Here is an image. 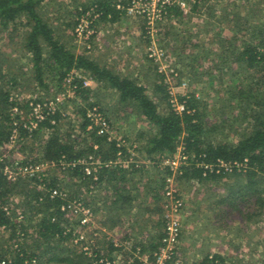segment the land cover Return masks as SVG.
<instances>
[{"label":"trees","instance_id":"1","mask_svg":"<svg viewBox=\"0 0 264 264\" xmlns=\"http://www.w3.org/2000/svg\"><path fill=\"white\" fill-rule=\"evenodd\" d=\"M47 1L0 0V31H9L17 25L26 31L23 39L24 58L31 62L33 80L38 86L50 90L47 85L49 81L45 78L49 75V79L57 80L60 88L61 83L73 72H77L86 75L100 87L114 90L121 104L137 107L141 116L155 130L152 136L141 134L138 137V141L144 140L145 143L136 151L141 150L146 154L152 163L150 166L161 171V160L167 154H175L178 147H182L189 160L180 169L178 183H218L226 177L236 178L239 183H243L246 179L245 185L241 184L237 190L231 188L222 198L220 204L225 206L222 207V214L230 213V209L236 210L248 222L260 217L264 212V23L255 26L248 15L246 20L241 21L236 35L232 38L222 36L224 51L219 59L221 65L211 69L222 79V85H225L221 120L208 112L207 103L201 101L191 89L184 96H178L184 107V111L178 113L171 103L169 85L163 81L153 85V98L148 94V88L137 80L117 74L87 55L71 51L56 38L54 29L39 12V8ZM126 1L123 0L122 4L126 5ZM117 5L118 1L115 0H97L83 11L76 9L77 18L96 7L101 13L100 20L115 23L125 14L117 9ZM197 5L194 11L200 12ZM175 16L182 17L181 13ZM76 24L77 21L74 27ZM244 32L251 34L248 41L238 39ZM8 62L0 50V149L9 144L14 130L18 129L20 140L17 145H20L19 150L26 156L23 157L22 165L46 162L56 163L57 167L42 173L39 178L19 179L16 182L9 181L0 171V264H130L132 258L135 264H139V256L153 261L155 254L164 246L166 218L164 215L149 229L150 221L145 217L164 212L165 178L172 172L169 169L162 170L158 182L152 185L149 182L144 184L145 165H139L137 157L134 159L137 162L131 163L128 168L115 165L119 159H130L131 154L126 147H118L116 142H109L106 137L98 135L95 129L89 130L92 123L87 117L88 108L99 104L89 102L94 91L85 88L83 81L77 78L73 80L72 87H76V96L87 107L81 109L79 133L74 135L72 127L65 132L63 116L59 112L47 110L44 120L35 121L38 126L33 131L24 127L23 124L30 125L28 121L16 127L14 124L20 121L21 116L13 118L14 108L19 112L29 108L32 114L30 104L43 103L27 101L22 106L21 101L12 99L11 91L16 89L18 79L16 73L7 71ZM197 74L194 70L190 72L189 76L193 79L191 85L200 75ZM209 75L213 76L212 72ZM160 77L164 80L163 75ZM225 77H228L227 81ZM200 82L197 79V83ZM163 105L165 108L162 110ZM212 116L218 119L212 121ZM108 121L111 124L109 118ZM236 126H239L240 131ZM227 128L232 130L234 137H229ZM125 140L129 143L128 139ZM34 143L39 145L38 150L31 148ZM28 149L30 152L27 155ZM34 153L38 154L37 157ZM89 157L98 158L102 163L96 173L97 181H94L95 174L86 175L85 165L79 164ZM219 161L232 168H205L207 165L216 166ZM13 163L12 158H4L0 162V169ZM61 163H76V167L65 168L63 174H60ZM92 185L102 190L101 204H111V207L106 208L107 220L102 224L111 230L128 222L133 230V226L138 225L140 220L142 223L139 229H149V237L145 242L130 246L132 237L126 234L117 246L106 232L96 231L98 235L91 256L74 244L78 223L72 222L73 219H69L62 208L68 201L78 199L85 201L84 204L96 215L100 209H95L93 200L87 202L83 198L84 192L92 193ZM55 190L66 194L67 198L52 196ZM144 192L151 203L138 204ZM22 215L23 219H20ZM152 231H155L154 235ZM2 233L8 234L7 239L1 236ZM177 254L178 249L167 264L178 263ZM189 264L248 263L226 262L219 255H207Z\"/></svg>","mask_w":264,"mask_h":264},{"label":"rangeland","instance_id":"2","mask_svg":"<svg viewBox=\"0 0 264 264\" xmlns=\"http://www.w3.org/2000/svg\"><path fill=\"white\" fill-rule=\"evenodd\" d=\"M96 2L97 0H48L39 8V12L45 22L54 29L56 38L71 51L87 55L115 73L137 80L148 88V94L153 98L155 96L153 85L162 81L169 87L176 85L175 91L178 94L188 93L191 89L196 92L201 101L207 103L208 112L222 120V97L225 93L223 92L225 85H222V79L216 76V72L211 71L214 67L221 65L219 59L224 51L222 36L232 38L236 35L240 24H242L241 21L246 20L248 15L254 21L253 25H262L264 23V0H199L196 8H199L198 11L202 13L194 11L187 18L173 17L162 25H156L158 33L156 32L152 40L144 33L145 24L141 18H133L124 14L115 23L104 22L100 18L97 23L99 33L92 39L90 47H87L83 43H79L75 37L74 24L78 19L77 12ZM241 27L243 26L241 25ZM25 32L21 25L12 27L9 31H0V50L9 60L7 71L16 73L18 79L16 89L11 91L12 99L21 101L22 106L27 101H41V103L49 105L52 103L51 106L64 118L62 126L65 132L72 127L74 135L79 133V124L82 122L81 109H86V104L80 97L71 94V86L67 82L69 77L61 83L59 88L57 80L55 78L53 80L51 77L49 79V75H46L50 90L38 86L33 80L32 64L29 59L24 58ZM245 33L247 32L238 37L240 41L250 39L251 34ZM151 50H155L154 57L150 56ZM193 70L198 73L197 75H200L194 79V82L196 81L194 85H191L193 79L189 74ZM210 72L213 76L209 75ZM78 74L89 78L82 73ZM160 75H163L164 80H161ZM227 78L225 77V81L228 80ZM197 79L201 81L199 84ZM183 83L186 84V90L177 88ZM90 89L94 93L89 102H97L98 107L111 120L114 132L118 136L128 139L131 152L136 155L139 165H145L144 176L149 174L154 177L153 179L160 177V172H163L164 169L159 171L150 164L143 163L141 154L136 152L145 143L144 140L138 141V137L141 134L154 135V128L141 116L137 107L132 104H121L119 95L114 90L100 87L96 83H93ZM61 98V102L55 103L57 99ZM161 108L163 110L164 105ZM20 112L23 113L22 117L25 118V121H33L29 108ZM15 117L16 115H13V118ZM214 117H211L212 121L218 119ZM236 127L239 128V126ZM231 132L232 130L227 128L226 133L229 134V137H234ZM8 145L0 149V157L8 160L12 158L13 165L20 161L22 163L21 159L26 156L19 150L20 145H16L13 149H10ZM31 148L38 150L39 145L34 143ZM29 152L28 149L27 155ZM37 155L34 156L37 157ZM176 155L177 152L167 154L166 157ZM50 169L45 168L44 173ZM63 170L59 168V173L63 174ZM246 182L245 179L243 183H239L233 177H226L218 183L177 182L178 190L185 202V207L180 214L182 237L177 248L178 264L193 263L207 255H219L224 257L226 262L264 264V212L260 217L248 222L244 221L245 219L241 218L243 214L240 215L236 210L230 209L228 214H222L221 211L225 206H222L220 202L228 194V191L231 188L237 190L241 184L245 185ZM90 189H93L92 193L84 192L83 198L87 202L93 200L95 209H100L96 215L91 210L92 225L97 229L99 226L105 228L102 222L107 220L105 218L106 208L111 207V204L107 206L101 204L100 193L102 190L100 188L92 185ZM147 199L146 193H142L138 204H147ZM165 214L166 208L162 214L148 215L149 229H152L158 219H161ZM97 216L99 217L97 218ZM126 220L131 219L126 218ZM107 225L110 226V223L108 222ZM128 226L129 223L124 222L123 226L121 224L116 227L114 238L117 241L124 238ZM141 230L136 234H131L130 246L148 239V233ZM75 231L78 232V227H75ZM154 233L155 231H152V235ZM86 235L89 238L91 232L87 231ZM1 236L7 239L8 234L2 233Z\"/></svg>","mask_w":264,"mask_h":264},{"label":"built area","instance_id":"3","mask_svg":"<svg viewBox=\"0 0 264 264\" xmlns=\"http://www.w3.org/2000/svg\"><path fill=\"white\" fill-rule=\"evenodd\" d=\"M199 0H127L126 5L122 4V1L118 2L117 9L121 10L125 13V15L133 18H141L145 24V35L151 40L154 39V35L156 34V25H162L167 22V20L176 17L177 13H181L183 18H187L192 13H194L195 4L198 3ZM83 11V10H82ZM202 13V12H200ZM200 15V14H199ZM101 18V13L96 9V7L90 8L86 13L80 15L77 19V24L74 29V35L79 41V43H83L87 47H90L91 41L95 38L99 29L97 28V23ZM158 33V32H157ZM151 57H154L155 50H151ZM163 55V54H162ZM77 78L83 81V85L85 88H91L94 81L90 78H85L79 75L77 72H73L67 82L68 85L71 86V94L76 95L75 88L72 87L73 80ZM186 84L183 83L179 85L177 88H184ZM176 85L169 87V92L171 95V103L173 108L178 113H182L184 111L183 105L179 102L178 96H184L186 93H176L175 91ZM61 99H57L55 103L61 102ZM52 103L49 104H34L31 103L32 110V118L34 121L30 122V125L23 124L25 118H23V113L19 114V110L17 108L13 109L15 115H20V121L15 122V126L24 125L26 129L29 131H33L37 128L38 124L35 121H42L45 119V112H57L54 107L51 106ZM87 117L89 118L92 125L89 127V130L95 129L100 136H104L107 138L109 142H116L118 147H126L131 154V158L128 160L119 159L115 162V165H120L124 168H128L131 163H135L136 155L131 152V148H129V144L126 142L125 138L122 136H118L108 118L105 116L103 111L97 105H93L87 111ZM19 122V123H18ZM28 126V127H27ZM20 140V134L18 129H15L11 140L9 142L8 147L13 149ZM23 160V159H21ZM189 156L184 152L182 147H178L177 155L174 157H164L159 163L160 169H169L172 174L166 176L165 184L166 187L164 189V202L166 208V225H165V237L163 239L164 246L159 251V253L155 254L154 260L150 261L142 256H139L138 259L141 263L139 264H167L172 260L173 256L176 254V249L178 248L181 237H182V228L180 221V214L182 213L185 202L182 195L179 193L177 187V177L180 174V169L188 164ZM3 161V158L0 157V162ZM21 163V161H20ZM19 162L15 163V165H6L4 168L0 169L3 172V175L11 182H16L19 179H32L39 178L42 173H44L45 168H54L57 167L56 163H46L41 162L37 164H28L21 165ZM138 163V162H137ZM79 164L85 165V172L88 176H94V181H97L98 178L96 173L102 167V163L100 159H96L93 157H89L87 161H80ZM112 164V163H111ZM140 164V163H139ZM149 164H152L149 161ZM62 169L68 167H76V163L65 165L64 163L60 164ZM60 167V168H61ZM222 167L230 170L232 167L227 166L222 161H219L216 166H205L206 169H222ZM218 170V172H219ZM182 174V173H181ZM52 196H62L63 199H66L67 196L64 193H61L58 190L53 191ZM68 201V200H66ZM65 211L69 219H74L75 224L78 227V234L74 240V244L78 246L81 251L85 252L89 256L93 254V247L95 246V238L97 237L96 228L92 225V211L89 207H87L83 201L75 200L68 201L67 205L62 208ZM21 214V213H20ZM20 219H23V215L20 216ZM95 228V229H94ZM90 231L91 236L88 238L86 232ZM114 243L119 246V242L114 238ZM137 257V255H136ZM134 258H132L129 262L130 264L134 263ZM3 264H6L3 262ZM178 264V263H176Z\"/></svg>","mask_w":264,"mask_h":264},{"label":"crops","instance_id":"4","mask_svg":"<svg viewBox=\"0 0 264 264\" xmlns=\"http://www.w3.org/2000/svg\"><path fill=\"white\" fill-rule=\"evenodd\" d=\"M95 83V82H94ZM98 85V84H97ZM137 153H139V154H141V160H142V162L143 163H147V164H149V158H147L146 157V154L142 151V153H141V151L140 152H137ZM139 158V157H138ZM154 177H151V176H149V174L148 175H146L145 176V180H144V184H146L147 182H149V183H152V185H155L156 184V182H158V180H159V177H156L155 179H153ZM91 194V193H90ZM146 201H148V203H151V200H150V198H148ZM99 207V206H98ZM99 216H97V218H98ZM147 217H148V215H147ZM147 217H145L146 219H148ZM142 222L140 221V220H138V225H136L135 227L133 226V230H131V228H130V226H128V231H125V234H136L137 232H139L141 229H139V227H140V224H141ZM103 225V224H102ZM130 225V224H129ZM101 227V228H100ZM103 227H104V225H103ZM145 230V229H144ZM144 230H141V231H144ZM96 231H99V232H106L107 233V235L108 236H110L111 238H113L114 239V231H115V228H113V229H111V230H108L106 227L105 228H102V226H99V228L97 229L96 228ZM145 232L146 233H149V229L147 230H145ZM116 239V238H115Z\"/></svg>","mask_w":264,"mask_h":264}]
</instances>
